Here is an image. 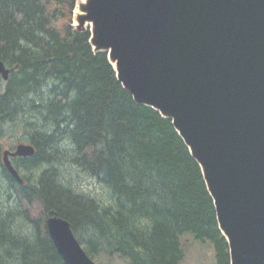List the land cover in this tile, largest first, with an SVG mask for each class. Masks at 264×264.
<instances>
[{
  "label": "trees",
  "instance_id": "1",
  "mask_svg": "<svg viewBox=\"0 0 264 264\" xmlns=\"http://www.w3.org/2000/svg\"><path fill=\"white\" fill-rule=\"evenodd\" d=\"M75 4L0 0V264H66L52 216L96 262L179 264L190 233L210 243L214 264H231L201 165L173 120L135 101L90 30L75 28ZM19 143L35 148L11 157L23 183L3 160Z\"/></svg>",
  "mask_w": 264,
  "mask_h": 264
},
{
  "label": "water",
  "instance_id": "2",
  "mask_svg": "<svg viewBox=\"0 0 264 264\" xmlns=\"http://www.w3.org/2000/svg\"><path fill=\"white\" fill-rule=\"evenodd\" d=\"M77 29L116 62L135 101L173 120L203 169L231 264H264V0H87ZM0 75L9 69L0 60ZM20 143L4 152L32 156ZM48 233L66 264H96L69 221Z\"/></svg>",
  "mask_w": 264,
  "mask_h": 264
},
{
  "label": "rangeland",
  "instance_id": "3",
  "mask_svg": "<svg viewBox=\"0 0 264 264\" xmlns=\"http://www.w3.org/2000/svg\"><path fill=\"white\" fill-rule=\"evenodd\" d=\"M75 15V13H74ZM74 17V25H77V22ZM82 184L91 190L92 192L101 193L103 189L99 184L94 181L84 180ZM181 241L183 244V250L185 252L184 259L179 264H214V259L212 255V247L210 243L206 242L199 244L194 236L190 233L183 234L181 236ZM98 264H129L127 258L120 257L115 255L113 257L102 254L97 257Z\"/></svg>",
  "mask_w": 264,
  "mask_h": 264
},
{
  "label": "bare ground",
  "instance_id": "4",
  "mask_svg": "<svg viewBox=\"0 0 264 264\" xmlns=\"http://www.w3.org/2000/svg\"><path fill=\"white\" fill-rule=\"evenodd\" d=\"M87 0H78L77 6L75 8V14L78 16L83 13V7L86 4ZM88 26H91V24H88ZM113 64L116 66V62H113Z\"/></svg>",
  "mask_w": 264,
  "mask_h": 264
}]
</instances>
